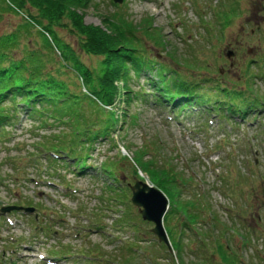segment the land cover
Listing matches in <instances>:
<instances>
[{
  "label": "rangeland",
  "instance_id": "obj_1",
  "mask_svg": "<svg viewBox=\"0 0 264 264\" xmlns=\"http://www.w3.org/2000/svg\"><path fill=\"white\" fill-rule=\"evenodd\" d=\"M91 1L95 5L80 11L84 13L85 23L104 26V19L116 12L128 18H123V24L131 21L135 27L150 20L152 26H147V31L156 38L145 39L151 44L147 54L181 77L201 81L223 77L227 83L243 85L248 80L246 74L250 76L248 82L264 94V0H124L119 4L112 0ZM19 20V15L4 11L0 32ZM60 35L76 46L74 37L63 31ZM156 39L160 40L159 45L155 44ZM229 51L231 55L227 54ZM81 58L87 64L97 60L84 53ZM149 75L150 72L140 76L132 73L129 81L132 98L128 102L118 99L113 104L119 118L123 119L122 110L127 113L126 122L112 133V141L96 142L87 159L91 166L85 174H76L72 164L61 167L59 164L60 168L55 166L56 175L48 180L46 176L52 170L45 161L39 165L42 175L28 164L25 170H19L20 175L16 174L19 172L15 173L9 158L28 155L36 150L33 144L42 140V136L50 135L49 130L32 131L30 120L24 116L6 136L0 137V174L6 179L0 184V207L31 199L44 205L48 212L57 211L52 226L55 232L48 236L35 229L33 216L36 213L42 216V210L2 214L5 218H0L3 221L0 222V264H43V261L47 264H154L150 263L151 258H157L158 264H173V261L178 264L175 251H165L167 248L160 245L165 243L151 232L153 223L142 219L130 200L135 217L132 223L111 224L112 217L120 214L106 209L111 203L102 198L107 192L104 182L108 177L104 172L94 173V166L98 172L100 165L119 159V155H125L130 166L138 162L136 156L132 157L141 149L144 148L148 157L146 142L157 148L158 160L171 156L173 166L184 177L192 178L193 182L184 188V195L209 205L216 220L213 226L211 215L202 211L205 216L196 227L198 231L184 228L183 259L194 264H223L218 253H214L215 241L219 239L243 261L264 264V144H258L256 138L258 123L233 116L231 121H237L234 124L216 114L199 113L198 107L177 113V108L172 110L168 105L156 104L152 97L140 94L150 91L145 80ZM128 166L118 172L125 175L127 182L133 180ZM119 204L115 201L113 205L117 208ZM104 212L103 229L84 228L89 223V215L95 220ZM182 217L176 214L169 220L176 232ZM46 226L45 220L42 227ZM241 234L245 239L250 235L249 239L243 241ZM14 239L19 244L9 243L8 240ZM62 243L70 246L69 256L50 259L46 248L58 245L61 249ZM129 243L139 249L132 253L126 247ZM94 245L101 248L102 261L86 253L87 246Z\"/></svg>",
  "mask_w": 264,
  "mask_h": 264
},
{
  "label": "trees",
  "instance_id": "obj_2",
  "mask_svg": "<svg viewBox=\"0 0 264 264\" xmlns=\"http://www.w3.org/2000/svg\"><path fill=\"white\" fill-rule=\"evenodd\" d=\"M90 5L95 3L91 0H0V18L4 11H8L21 19L0 32V137L6 136L22 115L30 120L32 131L41 129L50 132V135L42 136V140L33 144L35 151L22 157L9 158L15 173L20 169L25 170L26 164L36 165L41 158L51 168L52 172L48 171L51 176L59 164H72L77 174H83L89 167L87 158L96 142L103 139L112 141V133L126 122L127 113L122 110L120 116L123 119L119 118L113 104L118 99L128 102L132 98L129 88L132 73L136 76L152 73L155 79L147 80L155 93V101L161 104L167 101L177 108V112L199 108V113L216 114L221 120H229L230 116L236 115L258 123L256 138L258 144H264V94L248 82L249 75L245 74L248 80L243 85L224 82L223 77L188 81L147 54L151 44L145 39L156 38L147 31V26H152L150 20L135 27L131 21L123 24V20L128 18H124L122 12H116L104 19V26L85 23L84 13L80 11ZM62 31L74 37L76 46L63 39L60 35ZM159 34L157 36L161 39ZM159 43L160 40L156 39L155 44ZM81 53L96 57V62L87 64L81 58ZM209 81L211 83L206 86ZM144 147L148 149L149 156H146L144 148L141 149L132 157L138 158L136 164L133 162L134 165L130 166L127 157L119 155V159L107 161L108 167L102 169L119 185L122 178L117 177L115 171L122 172L125 165H129L127 169L131 178H142L138 172L141 170L166 193L170 203L163 220L178 264H194L187 263L181 255L184 228L198 231L196 227L204 213L211 215L210 223L215 226V217L209 205H202L203 202L193 201L184 195L185 186L193 181L173 166L171 156L158 160L156 147H150L148 142ZM36 169L39 170V167ZM4 180L0 174V184ZM119 188L116 190L112 185H107L106 202L111 204L106 209L112 211L116 200L124 205L123 209H120V205L115 208L114 212L120 215L113 222L125 226L132 223L135 217L129 204V189L123 185ZM262 190L264 192V187ZM17 203L33 204L30 199L25 202L17 200ZM36 205L39 208V204ZM79 212L87 215L85 211ZM176 214L183 215L178 222L179 232L169 225L172 215L175 218ZM50 216V224L47 223L46 227H42L45 217L41 223L35 224L45 236L55 232L52 228L55 224L54 213ZM105 216L104 212L94 220L89 215L86 227L103 228L101 221ZM240 236L245 241L250 235L246 239L243 234ZM160 245L167 248L164 244ZM126 247L132 253L139 249L132 243ZM214 247V253H218L223 264H249L219 239ZM100 249L97 245L89 246L86 253L94 260L102 261L104 254ZM165 251L170 253L168 249ZM65 253L63 250L51 252L60 256ZM152 262L158 264V259L151 258Z\"/></svg>",
  "mask_w": 264,
  "mask_h": 264
},
{
  "label": "water",
  "instance_id": "obj_3",
  "mask_svg": "<svg viewBox=\"0 0 264 264\" xmlns=\"http://www.w3.org/2000/svg\"><path fill=\"white\" fill-rule=\"evenodd\" d=\"M114 1L122 2L123 0ZM231 53V51L227 52L228 55H231ZM130 188L132 190V203L139 208V212L143 219L154 222L151 231L157 235L159 241L164 242L168 246V249L171 250L172 248L162 221L168 206V197L160 188L148 181L140 179H136L135 182L130 185ZM12 208L19 207L10 205L3 207L1 210L4 212ZM25 210L31 211L32 209L25 208Z\"/></svg>",
  "mask_w": 264,
  "mask_h": 264
}]
</instances>
